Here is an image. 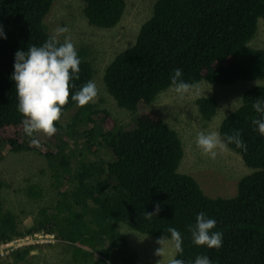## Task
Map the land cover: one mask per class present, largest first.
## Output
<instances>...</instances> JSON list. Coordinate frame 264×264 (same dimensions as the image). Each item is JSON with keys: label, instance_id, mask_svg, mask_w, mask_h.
Here are the masks:
<instances>
[{"label": "trees", "instance_id": "obj_1", "mask_svg": "<svg viewBox=\"0 0 264 264\" xmlns=\"http://www.w3.org/2000/svg\"><path fill=\"white\" fill-rule=\"evenodd\" d=\"M75 1L79 3L74 6L77 18L92 32V27L102 29L97 33L117 32L123 23L124 0ZM71 2L65 0L63 7H70ZM54 4L55 0H0V29L6 37H0V164L7 155L5 150L44 157L56 197L29 226L24 214L8 205L4 209L0 201V243L46 232L59 245L67 243L73 264H139L144 256L132 234L153 239L156 256L159 246L155 240L163 234L170 239L167 229L175 227L181 232L184 249L176 256L185 264H194L197 255L209 257L211 264H264V136L252 124L254 118H260L252 105L257 99L264 100V49L251 46L258 20L264 21V0H155L135 43L113 55L99 76L94 66L98 53H91L85 44L77 45L78 38H72L81 60L72 93L94 75L99 77L97 88L102 79L113 99L108 105L98 92L84 107L69 100L61 117L69 114V123L62 128L60 120L56 135L64 130L65 135L81 141L76 150H69L63 141L53 146L39 139L40 148L30 144L11 79L18 50L41 46L57 27L73 28L64 20L63 8L57 17L46 19ZM177 68L185 82L196 85H251L218 128L221 136L240 132L247 145L246 150L228 145L247 170L234 182L233 195L224 196L221 191L213 196L180 170L186 155L183 144L165 118L150 108L173 88L170 77ZM196 103L204 120L218 115L213 95L200 96ZM119 108L127 111L126 121L114 116V112L123 113ZM88 125L91 128L85 127ZM77 126L85 128L77 133ZM6 187L0 179V193ZM22 191L37 196L31 184ZM157 204L159 215L146 219L145 213L153 212ZM200 212L215 219L212 231L223 233L220 248L192 243L189 228ZM34 248L20 249L0 260L26 257ZM170 254H174L171 246L166 256H156L151 263L167 264Z\"/></svg>", "mask_w": 264, "mask_h": 264}, {"label": "rangeland", "instance_id": "obj_2", "mask_svg": "<svg viewBox=\"0 0 264 264\" xmlns=\"http://www.w3.org/2000/svg\"><path fill=\"white\" fill-rule=\"evenodd\" d=\"M64 1L55 0L54 7L50 10L46 19H48V16L51 17V20L53 16L57 17L58 15L56 14L63 8L64 20L69 22L68 25L73 26L69 30L68 35L74 39L78 38L77 45L85 44L90 47V51L98 53L97 56L95 55L97 59L94 62V66L97 71V76H99V73L103 71L104 66L112 57L128 49L135 43L142 24L149 18L152 12L150 5L155 0H124L123 23L119 24L118 31L115 32L114 29L113 32L109 30L108 32L100 33L97 32L102 29L92 27V32L87 25L85 26L77 18V7L74 9V6H79L77 1L71 0L70 7H66V5L63 7ZM120 33L122 34L118 35ZM84 34L85 38L89 41L82 38ZM251 46L264 49V21L262 19L258 20V31ZM92 81L97 84L99 77L93 75ZM101 83L98 87V92L105 97L106 101H104L106 104L112 105L113 99L107 94L102 79ZM197 85L198 89H194L192 92L183 96L177 94L174 88H171L166 93L161 94L150 108L165 118V122L176 131L183 144L186 155L180 164V170L192 176L198 183L200 182V186L206 187V191L210 194L213 193V196L217 195L218 192H223L221 195L224 196L233 195L237 188L236 183L234 190V182L237 179L240 180L241 176L247 172L240 157L228 151L219 153L216 159L212 160L204 156L201 150L196 147L195 139L200 131H218L219 125L225 116L239 106V95L241 96L242 92L251 85L237 83L232 86H221L211 85L206 82ZM203 95H213L218 102V115L210 121L201 118L196 103L200 96ZM118 111L123 113L119 114L114 112V116L116 115V118L120 121H126L129 116L127 111L121 108ZM70 114L72 115V112ZM69 116V114L65 115L61 119L60 124L62 128L69 123ZM77 127V133H79L85 127L87 129L91 128V125L82 128L80 126ZM38 139H42L53 146L63 141L67 144L69 150H76L82 145L81 141L65 135L64 130L50 138L39 134ZM50 148L52 147L50 146ZM3 153L7 155H5L0 164V179L5 181L8 187L1 190V204L2 206L4 205V209L8 205L19 215L24 214L23 219L27 220V226H29L35 219L39 218L38 213L40 210L49 206L51 200L53 202L56 199L54 197L55 191L50 187L51 168L49 162L44 157L31 152L10 153L8 150H5ZM76 159L75 157V163ZM107 159L109 160V156ZM73 162L71 163L74 166ZM30 184L34 187L35 193L38 196H32L31 191L28 193L22 191L26 190L28 186L30 187ZM46 190L47 192H45ZM44 201L45 203H43ZM43 233L47 234L46 232ZM132 235L131 239L144 256L139 264H152L151 260L156 261V256L153 255V239L147 240V238L139 237L136 234ZM53 239L51 242L34 244L33 246L35 248L26 257L17 258V260L11 258L9 262L0 260V264H73L72 251L67 243H64L62 246L59 245L60 243L56 239ZM169 256L171 257V254Z\"/></svg>", "mask_w": 264, "mask_h": 264}, {"label": "clouds", "instance_id": "obj_3", "mask_svg": "<svg viewBox=\"0 0 264 264\" xmlns=\"http://www.w3.org/2000/svg\"><path fill=\"white\" fill-rule=\"evenodd\" d=\"M66 33H69L67 27H57L41 46L32 45L27 51L18 50L15 54L14 74L11 79L16 84L17 109L23 117L21 122L23 132L29 137L30 144L37 148L42 145L34 136L43 134L50 138L56 134V124L61 120L63 109L70 99L77 106L84 107L98 96V88L94 81L87 82L75 94L72 93L75 87L72 81L79 79L81 60L72 37L65 35ZM0 37H4L2 29ZM182 75V70L177 68L170 77L171 86L177 94L183 96L198 89V85L185 82ZM252 107L260 114V118H254L252 124L256 126L259 134L264 136V100L257 99ZM195 144L204 156L212 160H215L219 153L230 151L228 147L230 144H234L238 149H247L238 131L224 136L218 131H200ZM159 212L160 205L157 204L153 212L145 213V218L152 220ZM215 227V219L210 218L205 212H200L195 225L189 228L192 243L209 249L220 248L223 233L212 231ZM167 231L170 233V239L164 234L157 239L159 247L155 250V255L166 256L171 246L174 254L169 257L167 264H185L183 259L176 256L182 254L184 250L181 232L175 227H169ZM194 264H211V260L205 255H197Z\"/></svg>", "mask_w": 264, "mask_h": 264}, {"label": "built area", "instance_id": "obj_4", "mask_svg": "<svg viewBox=\"0 0 264 264\" xmlns=\"http://www.w3.org/2000/svg\"><path fill=\"white\" fill-rule=\"evenodd\" d=\"M53 238H54L53 235L44 234L43 232H41V233H34L31 235H24L21 237L11 239L9 241H4L0 243V258H5L6 256H10L16 251L28 246H32L34 244L51 242Z\"/></svg>", "mask_w": 264, "mask_h": 264}, {"label": "bare ground", "instance_id": "obj_5", "mask_svg": "<svg viewBox=\"0 0 264 264\" xmlns=\"http://www.w3.org/2000/svg\"><path fill=\"white\" fill-rule=\"evenodd\" d=\"M261 18H264V17H261ZM91 53H92V51H91ZM95 56V55H94ZM106 70V69H105ZM64 122H66V121H64ZM49 187V186H48ZM45 189V188H44ZM43 189V190H44ZM45 192H47V190L45 191ZM52 193V192H51ZM39 194V193H38ZM33 195V194H32ZM34 195H36V194H34ZM40 195V194H39ZM38 196V195H37ZM41 196V195H40ZM55 197V196H54ZM47 198V197H46ZM48 198H50L49 196H48ZM50 200V199H49ZM35 202V201H34ZM51 202H52V200H51ZM51 202H50V204H49V206L51 205ZM43 203H45V201L43 202ZM56 206V205H55ZM43 207H45V206H43ZM48 207V206H47ZM41 208V207H40ZM54 209V208H53ZM56 210V209H55ZM41 211V210H40ZM43 214H44V212H43ZM55 216V215H54ZM53 217V216H52ZM50 219H52V218H50ZM57 219V218H56ZM42 221V220H41ZM45 221L46 222H48L49 220H47V219H45ZM52 221V220H51ZM42 223V222H41ZM25 225V224H24ZM23 225V226H24ZM43 226V225H42ZM26 227V226H25ZM34 228V227H33ZM29 230H31V229H29ZM22 231V230H21ZM33 231V230H32ZM31 232V231H30ZM29 232V233H30ZM27 235V234H26ZM21 236H24V234L23 235H20L19 237H21Z\"/></svg>", "mask_w": 264, "mask_h": 264}]
</instances>
